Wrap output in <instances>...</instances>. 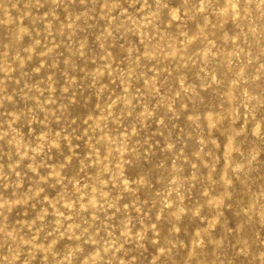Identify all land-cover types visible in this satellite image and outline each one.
Instances as JSON below:
<instances>
[{
    "label": "rangeland",
    "instance_id": "obj_1",
    "mask_svg": "<svg viewBox=\"0 0 264 264\" xmlns=\"http://www.w3.org/2000/svg\"><path fill=\"white\" fill-rule=\"evenodd\" d=\"M0 264H264V0H0Z\"/></svg>",
    "mask_w": 264,
    "mask_h": 264
}]
</instances>
